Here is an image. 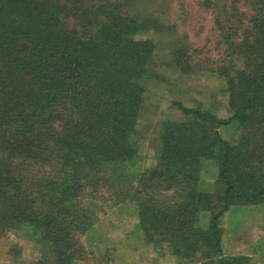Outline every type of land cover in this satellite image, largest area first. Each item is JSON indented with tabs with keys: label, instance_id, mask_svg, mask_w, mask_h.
<instances>
[{
	"label": "trees",
	"instance_id": "obj_1",
	"mask_svg": "<svg viewBox=\"0 0 264 264\" xmlns=\"http://www.w3.org/2000/svg\"><path fill=\"white\" fill-rule=\"evenodd\" d=\"M132 1L0 0V243L26 228L32 264H81L89 240L103 242L98 204L121 198L151 252L165 245L179 263L240 264L248 257L224 254L221 219L264 205V0H221L214 16L223 54L210 71L232 114L176 102L184 118L161 123L156 164L129 187L155 50L138 36L158 29L130 12ZM186 48L173 52L183 73ZM232 124L236 142L220 133ZM207 162L211 190L201 187Z\"/></svg>",
	"mask_w": 264,
	"mask_h": 264
},
{
	"label": "rangeland",
	"instance_id": "obj_2",
	"mask_svg": "<svg viewBox=\"0 0 264 264\" xmlns=\"http://www.w3.org/2000/svg\"><path fill=\"white\" fill-rule=\"evenodd\" d=\"M220 1L133 0L129 4L131 13L155 22L158 29L150 27L149 31L138 36L152 39L155 50L149 64L151 76L145 81L146 90L135 137L139 155L127 167L128 182L122 185L134 186L139 175L156 164L161 123L167 119L181 121L184 118L176 102L211 110L222 119L232 114L227 105L224 82L215 71H210L221 64L223 54L221 37L214 22V16L220 10ZM182 47H188L186 65L190 68L189 73L180 71L173 62V52ZM220 133L230 142H236L239 136V130L233 124L222 127ZM215 177L213 164L204 163L201 187L211 190ZM203 218L206 219V215ZM136 221L131 204L124 199L99 203L96 223L103 234V242L90 239L92 253L88 252L81 264H127L129 261L133 264H167L168 250L165 245L151 252L140 239L141 235L133 234ZM223 223L227 234L232 236V242L236 238L245 245L256 242L254 249L262 252L264 205L233 206L226 213ZM127 234L130 237L127 238ZM127 241L135 244L134 251L121 249L122 242ZM141 254L143 257L139 256ZM37 257L38 247L29 229L13 230L0 243V264H32Z\"/></svg>",
	"mask_w": 264,
	"mask_h": 264
},
{
	"label": "crops",
	"instance_id": "obj_3",
	"mask_svg": "<svg viewBox=\"0 0 264 264\" xmlns=\"http://www.w3.org/2000/svg\"><path fill=\"white\" fill-rule=\"evenodd\" d=\"M226 213L223 215V217L221 219V224H222V227L224 230V234H223V251H224V254L226 256H235V257L245 256V257H248V259L246 261H243L240 264H264V249L262 250V252L256 251L254 249L255 246H253L254 244H256V242L247 243L245 245V244H243V242L241 243L239 241V239H237V238L232 242L233 239L230 238L232 236L230 234H227V232L225 230L224 223H223L224 217L226 216ZM139 256L143 257L142 254ZM157 263L158 262H156V264ZM159 263L162 264V262H159ZM146 264H150V263H146ZM167 264H178V262L173 256H171L170 254H167Z\"/></svg>",
	"mask_w": 264,
	"mask_h": 264
}]
</instances>
